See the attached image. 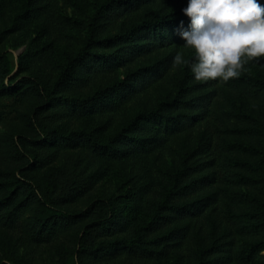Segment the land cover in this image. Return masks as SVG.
Returning a JSON list of instances; mask_svg holds the SVG:
<instances>
[{"label":"trees","instance_id":"16d2710c","mask_svg":"<svg viewBox=\"0 0 264 264\" xmlns=\"http://www.w3.org/2000/svg\"><path fill=\"white\" fill-rule=\"evenodd\" d=\"M186 4L21 0L13 75L0 51V264L40 245L49 264H264V61L194 80L173 64Z\"/></svg>","mask_w":264,"mask_h":264},{"label":"clouds","instance_id":"9594fccd","mask_svg":"<svg viewBox=\"0 0 264 264\" xmlns=\"http://www.w3.org/2000/svg\"><path fill=\"white\" fill-rule=\"evenodd\" d=\"M189 18L176 31L189 60L178 51L176 66H187L196 81L238 78L246 65L264 58V3L261 0H187L182 9ZM264 67V64H261Z\"/></svg>","mask_w":264,"mask_h":264},{"label":"rangeland","instance_id":"374dc122","mask_svg":"<svg viewBox=\"0 0 264 264\" xmlns=\"http://www.w3.org/2000/svg\"><path fill=\"white\" fill-rule=\"evenodd\" d=\"M92 0H87V2ZM21 4V0H5V7L4 10L8 11L9 13L6 15L5 20H0V32L4 29H10L12 27H15L17 30L14 33L6 34V38L0 43V51H4L8 59L10 61L11 67L13 68L12 75L16 72V64H17V58L25 52L27 49V45L29 43L31 34L29 31H23L19 29V25L16 23L18 18H14L19 10H16L18 6ZM66 14L70 16V12L66 11ZM61 43L57 46V55H59L62 51L63 44L65 42H56ZM72 49L75 48V43H72L71 45ZM182 52L184 54H190L194 56V53L191 52V50L182 48ZM261 62L264 61V58H257ZM252 65L258 66L259 64L256 63L255 60L250 61L247 65V71L248 73L252 72L251 66ZM4 131L9 132L8 127L2 128ZM108 182H105L104 184H101L99 187L96 188L94 194H105L108 192L109 189H111ZM33 252V260H31L32 264H49L56 262V257L54 255L53 249L49 245H40L38 248H36ZM2 257H0V260ZM4 263H9L6 260H3Z\"/></svg>","mask_w":264,"mask_h":264}]
</instances>
